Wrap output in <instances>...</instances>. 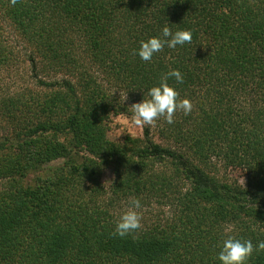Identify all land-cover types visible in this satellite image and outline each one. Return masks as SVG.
I'll list each match as a JSON object with an SVG mask.
<instances>
[{"label":"trees","instance_id":"obj_1","mask_svg":"<svg viewBox=\"0 0 264 264\" xmlns=\"http://www.w3.org/2000/svg\"><path fill=\"white\" fill-rule=\"evenodd\" d=\"M8 26L39 89L0 97V264H221L228 236L264 241V0H0V72ZM165 26L191 42L141 60ZM172 69L190 114L112 140ZM131 197L141 227L114 235Z\"/></svg>","mask_w":264,"mask_h":264},{"label":"clouds","instance_id":"obj_2","mask_svg":"<svg viewBox=\"0 0 264 264\" xmlns=\"http://www.w3.org/2000/svg\"><path fill=\"white\" fill-rule=\"evenodd\" d=\"M12 2L15 3V0H12ZM191 39L190 31L178 29L173 32L165 26L162 29L161 36L142 40L137 54L141 60L151 61L154 54L162 51L165 45L169 48H176L177 45L184 46L185 43H190ZM169 77H174L177 83L183 82V76L179 70L172 69L166 73L161 78L159 85L148 89V99L143 98L141 102L131 105L134 124H152L160 117H163L167 124H172L177 111H183L185 115L190 114L192 111L190 100L187 98L177 99L178 92L167 83ZM141 207L139 199L129 198L127 210L120 215L113 234L124 237L139 229L141 227V217L137 209ZM254 251H264V241H259L254 246L251 240H241L228 236L222 242L218 260L221 264H247Z\"/></svg>","mask_w":264,"mask_h":264},{"label":"rangeland","instance_id":"obj_3","mask_svg":"<svg viewBox=\"0 0 264 264\" xmlns=\"http://www.w3.org/2000/svg\"><path fill=\"white\" fill-rule=\"evenodd\" d=\"M7 30L10 34L9 37L11 39L12 46L14 45V52L17 53L16 56L19 57V60H13L10 65L8 64L0 72V97L8 96L15 91H28V89L35 91L39 89L31 78L32 67L29 61L25 59L30 51L29 45L20 38L17 31L13 28L8 26ZM50 78H52V76ZM2 119V115L0 114V121H2ZM146 126L151 128L154 139L160 142L161 139L157 135V121L155 120L152 124L136 125L133 123L132 113L114 115L111 118L110 130L108 131V134L109 137L115 141L121 140V138L127 133L134 136H142ZM236 173L237 175L240 174L239 171ZM112 177V172L107 170L103 176V180L109 182Z\"/></svg>","mask_w":264,"mask_h":264}]
</instances>
